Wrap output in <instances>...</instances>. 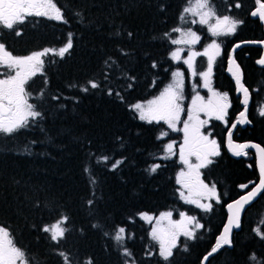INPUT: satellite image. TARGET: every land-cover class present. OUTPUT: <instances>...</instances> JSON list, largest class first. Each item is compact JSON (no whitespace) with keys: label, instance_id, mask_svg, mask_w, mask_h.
<instances>
[{"label":"trees","instance_id":"1","mask_svg":"<svg viewBox=\"0 0 264 264\" xmlns=\"http://www.w3.org/2000/svg\"><path fill=\"white\" fill-rule=\"evenodd\" d=\"M54 2L67 23L29 17L20 25L22 35L12 30L1 34L7 49L19 55L59 49L69 32L74 46L63 59L49 53L43 74L25 86L44 119L13 136L0 135V225L9 228L27 264L29 258L31 264H67L60 252L71 264H201L225 222V203L216 202L207 211L185 203L176 181L181 162L176 156L160 158L167 142L164 123L141 121L131 109L155 97L179 67L171 57V41L190 0ZM209 2L219 5V0ZM247 35L256 39L258 33ZM246 72L249 82L264 76L252 78V70ZM91 80L100 87L81 91ZM251 133L264 143V120ZM103 155L110 158L107 164L96 159ZM118 159L124 162L109 170ZM154 164L161 167L153 173ZM219 167L216 178L228 184L249 175L238 161L226 160ZM255 206L244 213L232 247H222L207 264H264V239L257 234L264 233V196ZM163 211L173 216L184 212L203 225L195 238H178L167 262L158 254L150 224L141 218ZM63 216L68 230L59 242L39 230ZM118 226L126 229L123 246L112 238ZM125 248L131 257L123 255Z\"/></svg>","mask_w":264,"mask_h":264},{"label":"snow or ice","instance_id":"2","mask_svg":"<svg viewBox=\"0 0 264 264\" xmlns=\"http://www.w3.org/2000/svg\"><path fill=\"white\" fill-rule=\"evenodd\" d=\"M255 4L258 7L251 11L250 15L252 17H259L264 22V2L255 0ZM232 6L229 5L228 11H231ZM234 7L237 9L241 7L239 0H236ZM184 12L198 16V22L202 25H208V29L213 37L234 34L237 27L243 23V20L233 16L217 14L209 0H195V6L186 7ZM29 17H44L48 20L67 23L62 9L58 7L54 0H0V26L12 30L14 35H22V30L15 26L23 25ZM181 19H185V17H181ZM192 22L196 23L197 21L193 20ZM174 31L179 32L180 29L177 28ZM128 35L131 36L132 33L129 32ZM183 35L187 38L172 39L171 43L176 45H194L200 40V36L192 31H188ZM252 43L264 44V41H252ZM73 46V34L71 32L67 34L65 43L59 47L58 51L44 48L33 51L26 56L13 55L6 45L0 42V66L10 70L0 71V76L5 77L0 78V135L13 136L22 129L30 127L32 123L44 119V112L36 104L29 102L32 93L26 91L25 86L37 73L43 74L44 57L52 52L53 55H57L63 59ZM219 49L220 44L216 40H213L203 52L192 51L190 49L189 55L183 60V63L190 69V77H200L202 84H198L197 86L207 89L211 94L207 100L199 92H195L190 106L186 109L183 104L185 99V75L183 72L177 70L172 73V82L158 96L147 101V104L136 103L132 106V110L138 113V118L141 121H146L149 124L163 121L168 129L183 132V143L179 145V160L187 168V171L179 173L177 183L186 191H180L179 195L185 203L195 205L197 208H202L205 211L209 210L211 205L202 201L219 200V197L216 194L215 185L209 186L200 179V169L212 164L213 160L211 157L218 156L220 153L216 140L209 138L210 133L205 134L201 131L208 121L200 117L201 113H203L209 119L214 117L216 120L226 122L228 109L231 106L227 93L218 92L210 86L214 63L213 58L218 54ZM197 56L207 57L206 70L197 69L195 65V58ZM171 57L173 60H179L180 51L172 52ZM105 63L107 64L108 61ZM257 63L264 66V58L258 59ZM152 66L156 67L157 65L153 64ZM11 70H14V74H12ZM229 71H232L237 88L243 94L241 103L244 105V110L239 113L240 119L236 123H249L247 108L251 99V93L242 83L239 66H236L235 71L232 69H229ZM105 76L107 77V73H105ZM130 79L134 80L135 78L131 77ZM46 83L47 81L45 80ZM88 83L89 87H83L80 90L87 93L90 88L96 89L100 87L94 80ZM128 87L131 88L132 84L129 83ZM112 94V90L109 89L108 95L111 96ZM116 95L119 97L120 93L116 92ZM40 96H43V91H41ZM59 98V96L52 97L54 100H58ZM60 107H64V105L61 104ZM185 111L187 112V119L181 121V114L185 113ZM259 114L264 116V108L259 109ZM181 123L183 125L182 128L178 127ZM235 126L236 124L231 125L233 128ZM166 134L162 133V135ZM231 135V132H229L228 143L230 146H233ZM233 147L237 149L254 148L257 150L259 153V183L255 184L246 195L241 196L234 204L228 205L231 216L215 246L203 257L204 261H208V258L224 245L231 244L230 234L232 229L240 227V212L245 205L264 192V147L258 144L234 145ZM162 151H164L165 155L160 157L161 159H167L170 155H176L174 144L171 142L167 143ZM235 154L240 155L241 152L237 151ZM191 157H195V163L191 162ZM96 159L98 162L107 164L110 158L107 155H103L96 157ZM123 162V159L113 160L108 165L109 170L114 171ZM159 167H161L160 164H154L151 166L150 171L154 173ZM85 171H88V169H85ZM91 182L95 183L94 178ZM241 187L246 188L248 186L243 185ZM92 203V201H89V205ZM180 217L179 220L173 221L171 211L163 213L151 231L152 239L159 244L158 254L166 262L173 256V249L177 248V240L181 235L188 239H193L195 238L196 230L203 227L195 216H188L184 212H181ZM141 218L147 220L149 223L152 221V217L147 214H143ZM164 220L168 221L167 227L161 226V221ZM67 221V216L58 217L57 221L53 222L51 226L42 224L39 230L43 233H50L48 238L59 242V238H63L68 230L65 226H62L66 225ZM94 227H97V225H94ZM125 232L126 229L123 226H118L114 230L112 238L118 244H121V246H123L122 242L125 238ZM105 234L107 235V233ZM257 234L260 235L261 239H264V233L257 230ZM59 255L64 258L67 264H71L65 253L60 252ZM123 255L131 257V252L125 248ZM25 259V252L19 247L14 246L9 228L0 225V264H17V261H21L23 264ZM251 259L255 260L256 258L253 255ZM28 264H31V258H29ZM88 264H92L91 260ZM125 264H129V261L126 260Z\"/></svg>","mask_w":264,"mask_h":264},{"label":"flooded vegetation","instance_id":"3","mask_svg":"<svg viewBox=\"0 0 264 264\" xmlns=\"http://www.w3.org/2000/svg\"><path fill=\"white\" fill-rule=\"evenodd\" d=\"M235 2L236 0L234 1L219 0L218 6L213 5L214 8H216V10L218 9L217 14L230 15L237 19L243 20V23L237 27L234 34L227 36L213 37L208 29V25L200 24L201 26L199 27L197 25L198 23L192 22L193 20L192 21L190 20L189 23L183 25L188 27H194V29L196 30V34L200 36V40L197 46L198 50H202L206 46L207 42H212L213 40H216V42L220 44V49L218 51V54H216L213 58L214 63H213V72L211 77V87L218 92L227 93L229 96V101L231 106L228 109L226 122L216 120L214 117L209 119L207 116H204V120H207L208 123L201 130L205 134L210 133L209 138L216 140L220 154L218 156L211 157L213 163L201 169V177L204 183L208 184L209 186L215 185L216 187V194L219 197V200L217 199L212 200L211 207L216 202L220 203L221 201H224L225 203L224 210L226 204L248 193L252 189V187H254L255 184H257L259 180V174L257 170V158L255 152L250 149H245L240 151L241 152L240 155H235L233 153H230L227 149L228 133L231 132L232 134L231 140L232 143L234 144L242 145L244 143L253 142L259 144L261 147H264V143H262L261 140L255 137H251L252 135L251 131L253 130L254 125L258 124L259 121L264 120V116H261L259 114V109L264 108V76L262 78L254 79L249 82L247 79V72H246L247 70H252V74H251L252 78L253 77L256 78L257 75L259 77V74L264 73V66L257 63L258 59L264 58V46L244 45L240 47L238 50H236L232 57L242 71V83L249 89L251 93V99L247 108V119L249 123H236V121L240 119L239 113L244 110V105L241 103L243 98L241 92L240 93L237 92L235 83L227 73L229 59L231 57V51L233 47L237 44L244 42L264 41V24L261 22V20L258 17L254 18L250 15V12L257 7V5L255 4V0H253L252 3H249L248 1L243 2V0L242 1L239 0L241 7L238 9L234 7ZM261 2H264V0H261ZM229 5H233L231 11H228ZM15 27L20 29V25H16ZM177 28L180 29L181 27H177ZM4 31L8 33L11 30H8L3 26H0V42H3L5 44L3 37L1 36V34H3ZM247 32L254 33L255 35L258 33V36L256 37V39H253L254 36L251 35H249L250 37H246L248 36ZM193 46L194 45H192V47ZM245 47L252 49L244 50L243 48ZM9 50L13 53V55L16 56H26L33 52L31 51L19 55L16 53L15 50H11V48ZM202 61H203L202 64L203 66L199 68L195 64L198 70H202L203 69L202 67L204 66H206L205 70L207 69V64H206L207 59H205L204 56ZM178 62L180 63L186 78L185 92H184L185 99L183 101V104L187 109L192 94V92L189 91V86H191L190 85L191 82L189 80V72H188L189 69L187 68V65H185L182 61H178ZM258 69H260L259 73H258ZM0 71H10V70H7L2 66H0ZM11 71L12 74H14V70ZM0 78H5V77L0 76ZM194 78L193 80L194 82H196L197 85L201 83L199 76ZM203 92H204V99L207 100L210 97L209 92L207 91V89L205 91L203 90ZM186 115H187L186 111L185 113L181 114V121L185 119ZM232 124H236V126L233 128L231 127ZM164 125L166 127L165 133H167L165 135V137L167 138L166 144L169 142H173L175 147L174 152H176V155H170V156H176L177 159L179 160L177 154V149H178L177 146L181 144L182 132L172 131L171 129L167 128L166 124ZM179 127L182 128V123L180 124ZM226 160H234L241 162L243 167L245 168V171L249 175L246 176L245 179L237 181L234 184H230V183L228 184L223 181H218L219 179L216 178L217 177L216 168L224 164ZM243 185H247L248 187L242 188L241 186ZM263 196H264V192H262L259 195V197L245 209L244 213L246 214L249 210H254V208L256 207L255 205H257V203ZM226 197L231 198V200L227 201Z\"/></svg>","mask_w":264,"mask_h":264},{"label":"rangeland","instance_id":"4","mask_svg":"<svg viewBox=\"0 0 264 264\" xmlns=\"http://www.w3.org/2000/svg\"><path fill=\"white\" fill-rule=\"evenodd\" d=\"M212 5V4H211ZM195 6V0H190V2L188 3V5L186 6V7H194ZM218 10V9H217ZM217 10H216V8H215V11L217 12ZM183 17H185V19H183V22H182V25L181 26H179V27H181L180 28V31L179 32H177V31H175V39H184V38H187L186 36H184L183 34H185V33H187L188 31H192V32H195L196 33V30L194 29V27H188V26H183V25H185L186 23H189L190 22V20L192 21V20H195V21H197L196 23H198L197 25L200 27L201 25H200V23L198 22L199 21V17L198 16H193L191 13H186V12H184V16ZM196 25V26H197ZM206 25V24H205ZM198 43L199 42H197L196 44H194V46L192 47V45H188V44H179V45H176L175 44V47H174V50H172L173 52H175V51H180V59L179 60H174L175 62H178V61H182L183 62V60L184 59H186L187 58V56L189 55V51H190V49L192 50V51H197V52H203V50L206 48V47H208L210 44H211V42H207L206 43V46L202 49V50H198L197 49V46H198ZM56 51H58V49H55ZM186 50V51H185ZM51 54H52V52H50ZM172 54V53H171ZM204 58L205 59H207V57H205L204 56ZM203 56H197L196 58H195V64L198 66V68L199 67H201V66H203L202 64H203ZM207 64V63H206ZM203 69L202 70H205V68H206V66H204V67H202ZM177 70H179V71H181V72H183V70H182V68H181V66L179 65V67H176L173 71H172V73L173 72H175V71H177ZM188 72H189V80H190V82H191V86H189V91H191L192 92V94H191V99H192V97L195 95V92H199V94L201 95V96H203L204 97V92H203V90L205 91L206 89H203V87H201V90H200V87H198L197 86V84H196V82H194V80H193V78L194 77H190V69L188 70ZM172 73H171V77H170V80H169V82L164 86V88L169 84V83H171L172 82V80H173V76H172ZM184 73V72H183ZM185 75V74H184ZM195 79V78H194ZM185 81H186V78H185ZM200 81H201V79H200ZM200 84H202V81H201V83ZM210 86H211V84H210ZM163 88V89H164ZM163 89L162 90H160V92H162L163 91ZM194 89H195V91H194ZM160 92L156 95V96H158L159 94H160ZM184 92H185V88H184ZM211 94L209 93V96H210ZM155 96V97H156ZM154 98V97H153ZM153 98H151V99H153ZM151 99H149V100H151ZM191 99H190V103H189V105L188 106H190V104H191ZM149 100H147V101H149ZM147 101H142V102H137V103H142V104H147ZM134 104H136V103H134ZM134 104H132L131 105V109H132V106L134 105ZM135 112V111H134ZM136 113V115L138 116V113L137 112H135ZM204 114L203 113H201V119H203L204 120ZM187 119V115H186V117H185V119L184 120H186ZM161 122H163V121H161ZM180 125H178V127H179ZM183 126V125H182ZM202 131V130H201ZM177 132V131H176ZM182 132V131H181ZM171 143H173V142H171ZM183 143V132H182V139H181V144ZM174 144V143H173ZM177 154H178V157H179V145L177 146ZM174 150H175V147H174ZM191 162H193V163H195L196 161H195V157H191ZM181 165H182V167L179 169V171L177 172V175H176V181H177V178H178V176H179V173L181 172V171H187V168L181 163ZM200 173H201V169H200ZM200 179L202 180V177H201V175H200ZM178 186H179V192L180 191H186V190H184V189H182L181 187H180V185L178 184ZM212 200H215V199H211V200H204V201H202L203 203H207V204H210L211 205V201ZM195 206V205H194ZM201 210H204V209H202V208H200ZM166 212H169V211H163V212H160V213H158V214H153V215H149V214H147L148 216H150V217H152V221H151V223H149L147 220V222L150 224V227H151V230L150 231H152V228L153 227H155L156 226V221L159 219V217H160V215L161 214H163V213H166ZM181 213V212H180ZM180 213H178L177 215H175V216H173V214H172V220L173 221H176V220H179L181 217H180ZM186 214V213H185ZM186 215H188V214H186ZM188 216H190V215H188ZM167 225H168V221L167 220H164V221H161V226L162 227H167ZM182 236V235H181ZM155 241V240H154ZM156 243H158L157 241H155ZM158 246H159V244H158ZM17 264H22V262L21 261H17ZM23 264H27V262L26 261H24L23 262Z\"/></svg>","mask_w":264,"mask_h":264},{"label":"water","instance_id":"5","mask_svg":"<svg viewBox=\"0 0 264 264\" xmlns=\"http://www.w3.org/2000/svg\"><path fill=\"white\" fill-rule=\"evenodd\" d=\"M257 7H258V5H257ZM255 9H256V8H255ZM255 9H254V10H255ZM254 18H255V17H254ZM258 18H259V17H258ZM261 22H262V21H261ZM262 23L264 24V22H262ZM237 45H239V46H237ZM237 45H235V46L233 47L232 51H231V57H230V59H229V64H228V68H227V73H228V75L232 78V80H233L234 83H235V78L233 77L232 71H229V69H232L233 71H235L236 66H238L237 63H236V62L234 61V59L232 58L234 52H235L236 50H238L240 47L244 46V45L264 46V44H260V43H252V42H244V43H240V44H237ZM239 70H240V73H241V80H242V71H241L240 67H239ZM235 85H236V83H235ZM236 88H237V85H236ZM237 92L240 93V91H239L238 88H237ZM241 94H242V93H241ZM242 98H243V94H242ZM245 144H257V143L248 142V143H244V144H242V145H245ZM232 145L234 146V145H237V144L232 143ZM258 145H259V144H258ZM233 146H230L229 143H228V146H227L228 151H229L230 153H233V154H235L237 151H242V150H245V149H250V150H252V151L255 152V154H256V158H257V170H258V174H259V153L257 152V150L254 149V148L237 149V148H235V147H233ZM235 155H236V154H235ZM257 183H259V180H258ZM246 194H247V193H246ZM246 194H244V195H246ZM244 195H243V196H244ZM258 197H259V196H258ZM258 197H256V198L253 199L249 204H247V205L244 206V208H243L242 211L240 212V227H239V228L234 227V228L232 229L231 234H230L231 244H230V245H224L223 247H227V248H231V247H232V237H233V234H234L235 232H238V231L241 229V219H242V217H243V213H244L245 209H246L249 205H251V204H252V203H253ZM240 198H241V197H239V198H237V199H235V200H232V201H230L228 204H226V206H225L226 219H225V222H224V224H223V226H222V228H221L219 234H218V235L216 236V238H215L214 246H215L216 241L218 240V238L223 234L224 227H225V225L227 224V222H228V220H229V218H230V216H231V212L229 211L228 205H229V204H234L235 201L239 200ZM214 246H213V247H214ZM220 249H221V248H220ZM220 249H219V250H220ZM219 250H218V251H219ZM218 251H217V252H218ZM217 252H216V253H217ZM216 253H214L213 255H215ZM213 255H212V256H213ZM204 256H205V255H204ZM204 256H203V257H204ZM212 256H210V257L208 258V261H209V259H210ZM208 261H204L203 258H202V260H201V264H207Z\"/></svg>","mask_w":264,"mask_h":264}]
</instances>
